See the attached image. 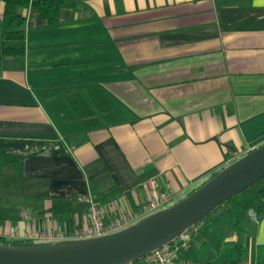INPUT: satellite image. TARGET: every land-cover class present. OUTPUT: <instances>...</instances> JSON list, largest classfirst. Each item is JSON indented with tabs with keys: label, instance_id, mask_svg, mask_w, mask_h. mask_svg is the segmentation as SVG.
Here are the masks:
<instances>
[{
	"label": "crops",
	"instance_id": "1",
	"mask_svg": "<svg viewBox=\"0 0 264 264\" xmlns=\"http://www.w3.org/2000/svg\"><path fill=\"white\" fill-rule=\"evenodd\" d=\"M77 1L55 27L29 12L25 59L0 67V155L22 159L0 238L87 227L92 197L135 212L151 180L181 201L264 144V0ZM247 229L254 255L264 218Z\"/></svg>",
	"mask_w": 264,
	"mask_h": 264
},
{
	"label": "water",
	"instance_id": "2",
	"mask_svg": "<svg viewBox=\"0 0 264 264\" xmlns=\"http://www.w3.org/2000/svg\"><path fill=\"white\" fill-rule=\"evenodd\" d=\"M264 178V144L178 203L117 233L94 239L13 247L0 244V264H131L185 231Z\"/></svg>",
	"mask_w": 264,
	"mask_h": 264
},
{
	"label": "trees",
	"instance_id": "3",
	"mask_svg": "<svg viewBox=\"0 0 264 264\" xmlns=\"http://www.w3.org/2000/svg\"><path fill=\"white\" fill-rule=\"evenodd\" d=\"M77 5V0H0V67L7 60L25 59L29 12H34L48 26L55 27L60 23L62 11L74 9ZM9 166L20 170L22 159L0 155V177ZM251 213L264 218V178L185 231L184 234L195 242L193 261L197 264H264V245L257 246L253 255L246 244ZM0 244L13 247L34 245L30 241L4 238H0ZM170 244H174L173 241Z\"/></svg>",
	"mask_w": 264,
	"mask_h": 264
},
{
	"label": "built area",
	"instance_id": "4",
	"mask_svg": "<svg viewBox=\"0 0 264 264\" xmlns=\"http://www.w3.org/2000/svg\"><path fill=\"white\" fill-rule=\"evenodd\" d=\"M152 189L151 199L135 212H122L109 214L98 204L95 198L89 201V225L84 228H77L73 231H66L62 228H48L45 231H30L23 237L19 236L15 228H11L10 235L16 240L35 242L43 239L56 240H85L108 236L122 231L135 223L139 218L150 212H155L164 207L173 205L174 197L171 193L161 192L156 180L149 183ZM131 264H197L194 261L183 259L178 248L174 244H168L148 256L141 258Z\"/></svg>",
	"mask_w": 264,
	"mask_h": 264
},
{
	"label": "rangeland",
	"instance_id": "5",
	"mask_svg": "<svg viewBox=\"0 0 264 264\" xmlns=\"http://www.w3.org/2000/svg\"><path fill=\"white\" fill-rule=\"evenodd\" d=\"M178 202H179V201H176L174 204H176V203H178ZM167 208H169V207L161 208V209H159V210H157V211H155V212H153V213H151V214L145 216L144 218L139 219L138 221H136V222H135L134 224H132L131 226H134V225H136V224H138V223L144 221L145 219H147V218H149V217H151V216L157 214L158 212H161V211H163V210H165V209H167ZM190 242H191V246L194 245V247H195V242H194L193 240H191ZM173 243H176L177 246L180 247V246L182 245L181 237L176 238V239L173 241ZM38 245H41V244L39 243ZM175 246H176V245H175ZM177 246H176V247H177Z\"/></svg>",
	"mask_w": 264,
	"mask_h": 264
}]
</instances>
